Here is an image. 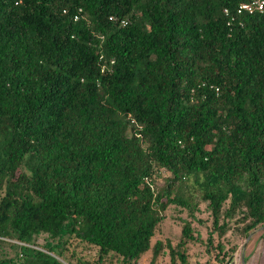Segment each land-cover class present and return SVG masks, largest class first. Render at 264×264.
Wrapping results in <instances>:
<instances>
[{
  "label": "trees",
  "instance_id": "obj_1",
  "mask_svg": "<svg viewBox=\"0 0 264 264\" xmlns=\"http://www.w3.org/2000/svg\"><path fill=\"white\" fill-rule=\"evenodd\" d=\"M246 1L0 0V264H65L71 238L226 264L228 240L188 261L187 221L152 243L171 205L221 239L264 227V14L222 13Z\"/></svg>",
  "mask_w": 264,
  "mask_h": 264
},
{
  "label": "rangeland",
  "instance_id": "obj_2",
  "mask_svg": "<svg viewBox=\"0 0 264 264\" xmlns=\"http://www.w3.org/2000/svg\"><path fill=\"white\" fill-rule=\"evenodd\" d=\"M162 175L166 177L165 173H162ZM163 183L164 179L162 177L159 178L157 185L161 186ZM193 215L192 217L189 216L188 211L185 209L173 205L169 206L165 212V218L161 222L152 243L154 244L157 239H161L163 243L168 241L176 248V245L183 240L181 229L187 221L191 225L195 239L186 242L184 247L186 257L190 263L213 262L216 254V250H214L213 247L216 246L218 242L222 241L223 243L224 240V243H226L228 240L226 247L236 246L237 250L228 259L226 264H241L242 256L245 257L244 264H264V232L261 233L260 228L251 232V237L246 241L248 236L245 239L240 238L236 228L233 230V225L231 224V230L227 231L225 236L221 239L217 236V233L212 230V218L209 211L206 209V204H200ZM209 237L211 245L209 244ZM44 241V235H41L37 239L39 245H42ZM65 247L66 253L62 256L64 260L63 263L67 264L70 262L71 264H76L78 260H81L88 261L91 264H98L96 262L97 250L94 247L79 242L74 238L69 239ZM17 252L18 248H9L7 244H0V257H15ZM56 254H58V250H53L52 255L56 256ZM151 258L152 251H149L143 256L139 264H150ZM111 264L116 263L112 262ZM153 264H172L166 245L164 246L163 254H161ZM175 264H179L178 260H176Z\"/></svg>",
  "mask_w": 264,
  "mask_h": 264
},
{
  "label": "built area",
  "instance_id": "obj_3",
  "mask_svg": "<svg viewBox=\"0 0 264 264\" xmlns=\"http://www.w3.org/2000/svg\"><path fill=\"white\" fill-rule=\"evenodd\" d=\"M222 13L228 18L227 24L230 25V23L240 16L264 14V0H247L246 2L240 3L233 12L229 11L227 8H224ZM77 18V16H74V21H76ZM122 24H125V22H122ZM239 24L243 25L241 21H239Z\"/></svg>",
  "mask_w": 264,
  "mask_h": 264
},
{
  "label": "water",
  "instance_id": "obj_4",
  "mask_svg": "<svg viewBox=\"0 0 264 264\" xmlns=\"http://www.w3.org/2000/svg\"><path fill=\"white\" fill-rule=\"evenodd\" d=\"M261 230H263L264 229V227H261L260 228ZM252 234V233H251ZM251 234H249L248 235V237H247V239H246V241H248L249 240V238L251 237ZM244 248H245V245H244ZM241 264H244V257L242 256V259H241Z\"/></svg>",
  "mask_w": 264,
  "mask_h": 264
}]
</instances>
